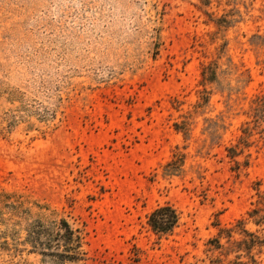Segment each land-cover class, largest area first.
Wrapping results in <instances>:
<instances>
[{
    "label": "rangeland",
    "instance_id": "obj_1",
    "mask_svg": "<svg viewBox=\"0 0 264 264\" xmlns=\"http://www.w3.org/2000/svg\"><path fill=\"white\" fill-rule=\"evenodd\" d=\"M50 212L77 264H264V0H0V264Z\"/></svg>",
    "mask_w": 264,
    "mask_h": 264
},
{
    "label": "trees",
    "instance_id": "obj_2",
    "mask_svg": "<svg viewBox=\"0 0 264 264\" xmlns=\"http://www.w3.org/2000/svg\"><path fill=\"white\" fill-rule=\"evenodd\" d=\"M201 75L203 80L211 82L215 74L210 66H203ZM226 150L227 156L231 159L238 155L235 147H228ZM183 163L184 155L174 154V159L165 165L164 174L173 175ZM235 163L234 169L237 171L240 163ZM38 209L41 210L42 207H38ZM38 216L40 217L29 224L26 229L25 242L30 245V252L53 259L57 264H77L84 261L86 256L83 250L84 237L79 228L74 227L66 218H57L54 212H50L47 216L39 213ZM255 223H260V219L255 220ZM146 224L150 232L159 239L167 238L173 235L180 226L181 213L172 204L164 203L147 215ZM225 231L227 236H230L231 229ZM214 241L218 243V240ZM252 243L262 245L263 242L256 237V239H252Z\"/></svg>",
    "mask_w": 264,
    "mask_h": 264
}]
</instances>
